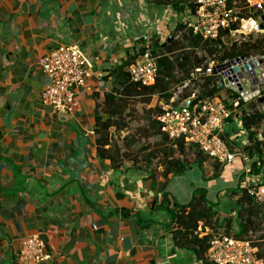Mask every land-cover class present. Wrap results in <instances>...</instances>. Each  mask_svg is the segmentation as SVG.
Masks as SVG:
<instances>
[{
  "label": "crops",
  "instance_id": "1",
  "mask_svg": "<svg viewBox=\"0 0 264 264\" xmlns=\"http://www.w3.org/2000/svg\"><path fill=\"white\" fill-rule=\"evenodd\" d=\"M150 1L0 0V264H19V243L29 236L50 256L41 264H202L184 239H173L176 227L159 208L164 195L174 209L199 189L238 233L232 208L242 194L231 191L261 182L251 167L264 148H242L250 146L249 133L264 142V116L249 133L240 111L225 122L223 138L240 154L231 164L206 159L179 176L163 175L155 108L167 105L137 94L123 83L127 68L118 70L142 37L158 36L164 45L189 16ZM61 45L79 46L91 63L69 114L40 102L49 79L38 61ZM253 102L264 115V104H244ZM105 124L109 143L100 147L96 131ZM253 222L263 226L259 216ZM210 232L204 227L200 236Z\"/></svg>",
  "mask_w": 264,
  "mask_h": 264
},
{
  "label": "built area",
  "instance_id": "2",
  "mask_svg": "<svg viewBox=\"0 0 264 264\" xmlns=\"http://www.w3.org/2000/svg\"><path fill=\"white\" fill-rule=\"evenodd\" d=\"M191 0L194 6L192 14L183 23L192 35L204 41H214L221 33L228 32V40L236 43L247 41L249 38L263 37L264 30V0ZM231 4V6H230ZM241 4V5H240ZM150 37H142L144 53L127 67V74L132 83L142 87L155 84L158 70L156 58L150 49ZM256 57V56H255ZM264 57V56H257ZM253 58V57H248ZM228 61H209L205 70L195 69L191 82L180 87L190 89L189 96L173 106L178 97L170 100L172 104L163 107L162 113L155 117L160 132L169 141L183 139L197 149L209 160L219 165L231 164L239 153L231 151L224 141V124L232 113L239 112L242 103L256 101L264 96V85L260 89L244 91L242 82L249 83L248 76L243 74L237 82L242 90L238 91L233 81L227 85L233 87L238 95L230 101V108L222 101L213 98H203L194 109H189V102L197 94L196 84H201L202 77L216 76L220 83L225 80L222 74L226 72L223 66ZM39 66L49 79V84L42 91L40 102L50 106L55 111L73 113L77 107L76 94L84 86L90 75L91 63L85 53L77 45H61L38 61ZM217 67H221L219 72ZM231 77V76H228ZM227 79V77H226ZM262 93V94H261ZM259 174L264 177V157L257 163ZM253 202L264 210V183L246 188ZM197 232L204 235V228L198 224ZM208 232V231H206ZM206 258L211 264H264V257L258 258L256 250L247 240L232 236L214 234L206 251ZM50 260L43 242L36 236H29L19 243V264H41Z\"/></svg>",
  "mask_w": 264,
  "mask_h": 264
},
{
  "label": "trees",
  "instance_id": "3",
  "mask_svg": "<svg viewBox=\"0 0 264 264\" xmlns=\"http://www.w3.org/2000/svg\"><path fill=\"white\" fill-rule=\"evenodd\" d=\"M239 1L243 3L242 0ZM150 3L169 7L174 12L180 14L186 12L192 14L194 12V6L192 5L191 0H151ZM178 32H180V41L185 43L183 45L175 38ZM172 37L173 40L165 46L159 43L158 36H151L150 38V49L153 57L156 58L158 70V76L154 85L142 87L136 83H132L127 74L120 73L123 83L129 84V87L135 89L137 94L145 97L157 96L165 105H168L169 101L173 98L175 87H181L187 82L192 83L191 75L194 73V70L198 68L205 70L209 61H229L234 59L237 54L244 57L264 55L263 37L249 38L245 42L236 43L229 41L228 32H224L214 41H204L201 38L192 35L191 31L186 29L185 25L183 26L181 24L177 25L172 33ZM140 42L138 50L133 51L127 61H125L119 68V72H122L125 67L127 68L136 58L144 53L145 49L143 42ZM179 50H181L182 53L177 54ZM202 81L201 84H196L197 94L195 99L189 102V109L196 108L203 98H213L219 92H223L227 96L224 103L230 108V101L238 96L234 91L220 89L219 84L221 81L219 77H202ZM188 96L189 93L179 94V101L184 100ZM162 107L163 105L155 108L156 115L162 113ZM239 111L242 119V127L248 133L264 116L257 110L254 102L248 104L242 103ZM234 116L235 113H232L228 121H231ZM107 127V124H105L104 127L102 126L100 132L96 131V142L100 147H104L109 143L108 135L106 134ZM224 141L227 144V140L224 139ZM248 141L250 146L244 147L242 150H251L255 153H260L261 148H264V142L257 143L254 141L251 133L248 135ZM161 142L165 145L162 146L158 152V158L159 164L164 168V176L170 173L179 176L191 166L201 167L207 159L197 147H195V145L188 146L183 139L169 141L163 134H161ZM98 152H100V154L102 153L101 150ZM256 164L257 162L253 164L251 169L255 174H258L259 169ZM261 182L264 183V177H261ZM231 193L242 194V197H240V201L238 202L239 205H235L233 206L234 208H232V210L236 211V220L239 230L236 234H231L229 231L231 217L225 216L220 219V213L218 214L217 211L219 205L217 203H210L206 199L205 190H195L191 201L187 205L179 206L173 204L174 209H170L171 203L167 200L166 196L164 195L162 197L159 208L168 214L171 225L176 227L173 239H184V242H186L185 245L192 250L195 257L200 260L202 264H211L206 258V251L212 235L214 234H222L241 240H247L251 243L252 248L256 250V256L258 258L264 257V255L260 253V246L257 245L263 237L256 239V241L247 237L250 231L253 233V228L255 226L253 218L259 216L260 223L263 222L264 225V210L253 202L245 189L238 188L231 191ZM198 224H201L203 228H209L211 232L205 236H200L197 232ZM219 230L222 231V233H220Z\"/></svg>",
  "mask_w": 264,
  "mask_h": 264
},
{
  "label": "water",
  "instance_id": "4",
  "mask_svg": "<svg viewBox=\"0 0 264 264\" xmlns=\"http://www.w3.org/2000/svg\"><path fill=\"white\" fill-rule=\"evenodd\" d=\"M260 28L264 30V23H261ZM172 39L173 37H168L166 43L163 46L170 43ZM223 67L227 70L222 74V77H225V80L219 84V88L221 89L226 87L231 81H233L236 85L237 90L241 91L242 87L236 79H240L243 74H246V76H248V79L253 85L258 86V84H261V87L264 85V57H253L250 59L248 57L237 54L234 59L229 60ZM220 68L217 67L216 71L219 72ZM236 76L237 78H235ZM257 102L259 104H264V96H260L257 99Z\"/></svg>",
  "mask_w": 264,
  "mask_h": 264
},
{
  "label": "rangeland",
  "instance_id": "5",
  "mask_svg": "<svg viewBox=\"0 0 264 264\" xmlns=\"http://www.w3.org/2000/svg\"><path fill=\"white\" fill-rule=\"evenodd\" d=\"M180 44H185L183 41H180V39L179 38H177L176 39ZM180 53H182V51L181 50H179L178 52H177V54H180ZM176 54V55H177ZM257 57V56H256ZM257 88H261V84H258V86H257ZM257 88H254V89H257ZM179 89H180V87H175V93L177 94V95H181V94H183V93H189V90L191 89V90H195L194 88H193V86L192 87H190V89H187V90H181L180 92H179ZM244 89H245V87H244ZM180 101H178V103H179ZM127 142V141H126ZM135 144V143H134ZM138 144H140V146H143V145H146L147 144V142L146 141H139L138 142ZM189 159H191V158H189ZM221 216H224L223 214L221 215ZM250 237V236H249ZM260 237H263L262 238V240L261 241H259L258 243H257V245H259L260 247H259V250H260V253L262 254V255H264V225L263 226H260V224L259 225H255L254 226V228H253V233H252V236L249 238V239H252L253 241H256V239H258V238H260Z\"/></svg>",
  "mask_w": 264,
  "mask_h": 264
}]
</instances>
